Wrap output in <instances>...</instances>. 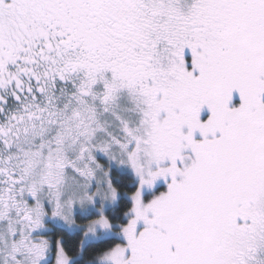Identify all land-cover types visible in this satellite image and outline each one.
<instances>
[{
  "label": "snow or ice",
  "instance_id": "1",
  "mask_svg": "<svg viewBox=\"0 0 264 264\" xmlns=\"http://www.w3.org/2000/svg\"><path fill=\"white\" fill-rule=\"evenodd\" d=\"M0 264H264V0H0Z\"/></svg>",
  "mask_w": 264,
  "mask_h": 264
}]
</instances>
